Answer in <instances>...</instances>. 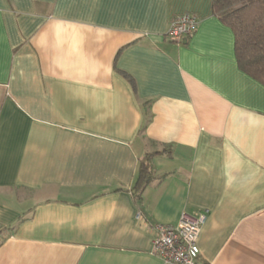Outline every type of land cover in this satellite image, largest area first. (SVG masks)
I'll list each match as a JSON object with an SVG mask.
<instances>
[{
    "label": "crops",
    "instance_id": "crops-1",
    "mask_svg": "<svg viewBox=\"0 0 264 264\" xmlns=\"http://www.w3.org/2000/svg\"><path fill=\"white\" fill-rule=\"evenodd\" d=\"M201 214L196 264H264V86L211 0H0V264H166Z\"/></svg>",
    "mask_w": 264,
    "mask_h": 264
},
{
    "label": "trees",
    "instance_id": "trees-1",
    "mask_svg": "<svg viewBox=\"0 0 264 264\" xmlns=\"http://www.w3.org/2000/svg\"><path fill=\"white\" fill-rule=\"evenodd\" d=\"M211 11L234 35L238 68L264 86V0H211ZM153 154L147 155L153 157ZM147 155L138 165L136 182L131 189L137 199L144 187L154 180ZM14 228L6 230L10 232Z\"/></svg>",
    "mask_w": 264,
    "mask_h": 264
},
{
    "label": "built area",
    "instance_id": "built-area-1",
    "mask_svg": "<svg viewBox=\"0 0 264 264\" xmlns=\"http://www.w3.org/2000/svg\"><path fill=\"white\" fill-rule=\"evenodd\" d=\"M197 23L189 14L179 15L171 21L166 36L180 44L192 37ZM205 220L204 214L194 219L182 215L176 224L154 225L153 254L166 264H196L200 252L198 237Z\"/></svg>",
    "mask_w": 264,
    "mask_h": 264
},
{
    "label": "rangeland",
    "instance_id": "rangeland-1",
    "mask_svg": "<svg viewBox=\"0 0 264 264\" xmlns=\"http://www.w3.org/2000/svg\"><path fill=\"white\" fill-rule=\"evenodd\" d=\"M27 204L23 205V207H25Z\"/></svg>",
    "mask_w": 264,
    "mask_h": 264
}]
</instances>
